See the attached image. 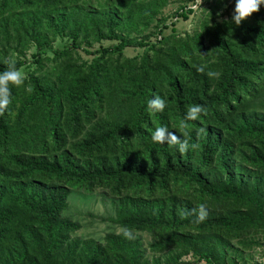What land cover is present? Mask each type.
I'll return each mask as SVG.
<instances>
[{"label": "trees", "instance_id": "16d2710c", "mask_svg": "<svg viewBox=\"0 0 264 264\" xmlns=\"http://www.w3.org/2000/svg\"><path fill=\"white\" fill-rule=\"evenodd\" d=\"M169 4L0 0V72L28 68L0 111V264H264L249 253L264 252V6L236 25L214 1L165 34ZM161 125L183 153L151 141ZM95 189L119 229L101 241L67 215Z\"/></svg>", "mask_w": 264, "mask_h": 264}, {"label": "rangeland", "instance_id": "374dc122", "mask_svg": "<svg viewBox=\"0 0 264 264\" xmlns=\"http://www.w3.org/2000/svg\"><path fill=\"white\" fill-rule=\"evenodd\" d=\"M214 1H220L221 3L219 14L228 13L225 15L224 19L232 18V15L234 14L235 0H209L208 3H206L207 0H197L195 5L190 6V8H192L194 11V14L189 16L187 21H184L181 18H175L173 16L178 8L184 5L185 0H171V4H169L164 10L165 16L168 19L167 24L170 26L169 29L165 31V34H169L171 32L172 24L178 33H182L184 31L193 32L202 11L208 4H211ZM62 45L63 44L60 46ZM110 45H114V43H102V46ZM100 46L101 45L99 44H95L93 49H98ZM141 52L142 50L139 49H127L125 55L127 57H133ZM31 54L32 51L27 54L26 59L28 61H33L30 57ZM80 54L84 59L90 58L83 51H81ZM27 69L28 68L21 71L23 76L25 75ZM103 194H105L103 189H95L91 195H86L85 193L81 192H73L71 194L69 198V211L67 212V215L72 216L74 220H77L81 224V229L75 233V235L79 238H92L94 240L101 241L106 233L111 231H119V229H117V227L109 221V219L114 216V210L110 198ZM139 237L144 247L147 248L151 242V237L147 234H140ZM255 250L256 251L249 252L250 258L254 261L264 263V252L258 249ZM190 260V258H187L186 262H189Z\"/></svg>", "mask_w": 264, "mask_h": 264}, {"label": "clouds", "instance_id": "9594fccd", "mask_svg": "<svg viewBox=\"0 0 264 264\" xmlns=\"http://www.w3.org/2000/svg\"><path fill=\"white\" fill-rule=\"evenodd\" d=\"M260 6H264V0H235L232 22L239 25L241 20L248 17L251 13L256 12ZM197 70L199 71L201 69ZM208 75L212 76L214 74L209 73ZM23 79V74L13 65H9L7 70L0 72V111L5 110L10 103L9 85H20L23 83ZM165 107V99L158 95L151 97L147 102V108L155 112H161L165 109ZM202 113L203 109L199 105L188 107L184 113L180 126H184V121L196 120L198 115ZM150 139L151 141L162 145H178V151L181 153L186 150V142L181 138H178L176 134L164 125L154 128L151 132ZM206 215V210L204 206L201 205L196 217L197 222L203 221L206 218Z\"/></svg>", "mask_w": 264, "mask_h": 264}]
</instances>
